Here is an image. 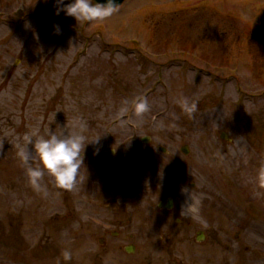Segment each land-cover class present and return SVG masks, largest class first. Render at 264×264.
<instances>
[{
    "label": "rangeland",
    "instance_id": "374dc122",
    "mask_svg": "<svg viewBox=\"0 0 264 264\" xmlns=\"http://www.w3.org/2000/svg\"><path fill=\"white\" fill-rule=\"evenodd\" d=\"M55 8L0 0V264H63L64 249L70 264L102 249L118 251L102 264H264V0H125L84 24ZM181 96L199 97L194 119ZM137 97L151 105L143 117ZM80 122L99 144L76 187L46 173L36 191L16 142ZM185 187L203 194L206 223L181 215ZM167 198L171 210L159 207ZM252 204L259 219L245 217Z\"/></svg>",
    "mask_w": 264,
    "mask_h": 264
},
{
    "label": "clouds",
    "instance_id": "9594fccd",
    "mask_svg": "<svg viewBox=\"0 0 264 264\" xmlns=\"http://www.w3.org/2000/svg\"><path fill=\"white\" fill-rule=\"evenodd\" d=\"M57 15L61 11L67 16L74 17L79 23H91L94 21H103L113 17L120 11L117 0H70L64 3V0H55ZM54 30L59 33L60 26H54ZM199 97L191 98L181 96L177 104L182 113L190 119L195 118L199 110ZM151 105L146 97H137L132 101V111L137 117L149 112ZM127 111V109H125ZM85 125L74 123L71 130L62 128L59 132L39 127L30 129L23 135V142L19 140L15 147L18 149L17 155L21 164L25 167L29 183L36 191H45L46 185L43 183L45 174L52 176L57 186L72 190L76 187L79 179V173L82 165H85V149L89 143L99 144V137L89 140L84 134ZM99 148L96 149L98 154ZM259 186L264 187V163H261L257 177ZM187 193L186 202L182 205L181 215L194 220L202 221L200 217V204L203 194L193 195L187 187L182 189ZM63 264H70L73 259V253L69 249L62 250Z\"/></svg>",
    "mask_w": 264,
    "mask_h": 264
},
{
    "label": "flooded vegetation",
    "instance_id": "af4514ba",
    "mask_svg": "<svg viewBox=\"0 0 264 264\" xmlns=\"http://www.w3.org/2000/svg\"><path fill=\"white\" fill-rule=\"evenodd\" d=\"M245 210V217L249 220V218H253V219H259L260 215H259V209L258 206L256 205H247L244 207ZM251 210V211H249ZM259 215V217H258ZM126 251L128 252V250L126 249ZM99 254L97 255V257H101V259L105 257H111V256H116V252H118L116 249H102V250H98ZM135 252V249L131 252L133 253ZM105 253H109L110 255H106ZM94 256V255H93ZM149 258H145L144 261L142 259H137V258H129V259H125V262H128L130 264H167L168 260H167V256L162 254L161 256H151V255H147ZM166 257V260L164 259ZM101 259L98 258V260H94V258L91 260V262L93 264H100L102 261ZM118 261H120V259L118 258ZM88 260H82L80 262H78L77 264H88L87 263ZM102 264V263H101Z\"/></svg>",
    "mask_w": 264,
    "mask_h": 264
},
{
    "label": "water",
    "instance_id": "95a60500",
    "mask_svg": "<svg viewBox=\"0 0 264 264\" xmlns=\"http://www.w3.org/2000/svg\"><path fill=\"white\" fill-rule=\"evenodd\" d=\"M123 1L124 0H117V3H119V5H120V4L123 3ZM101 2H106V0H101ZM223 135H225V134H223ZM143 141L144 142H148L149 141V138H144ZM160 150L163 151V153L164 152H167V149L164 148L163 146L160 147ZM182 151L184 153L188 154L189 153V146H187V145L183 146ZM105 155L106 156H110V157L112 156V154L110 152L109 153H106ZM173 203L174 202H173L172 199H168L166 203L162 202L160 205H161V207H164V208H172L173 207Z\"/></svg>",
    "mask_w": 264,
    "mask_h": 264
}]
</instances>
